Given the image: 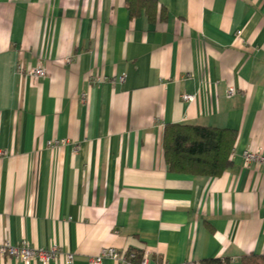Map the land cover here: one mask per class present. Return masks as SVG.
Instances as JSON below:
<instances>
[{
	"label": "crops",
	"instance_id": "crops-1",
	"mask_svg": "<svg viewBox=\"0 0 264 264\" xmlns=\"http://www.w3.org/2000/svg\"><path fill=\"white\" fill-rule=\"evenodd\" d=\"M155 2L150 19L126 0H0V241L56 243L47 264L109 246L150 264L264 254V164L242 156L264 150V0ZM174 123L235 130L231 166L169 172Z\"/></svg>",
	"mask_w": 264,
	"mask_h": 264
},
{
	"label": "trees",
	"instance_id": "trees-1",
	"mask_svg": "<svg viewBox=\"0 0 264 264\" xmlns=\"http://www.w3.org/2000/svg\"><path fill=\"white\" fill-rule=\"evenodd\" d=\"M130 15L145 9L153 19L155 0H126ZM237 133L233 129L200 124H166L162 132V153L167 170L192 176L217 177L232 162ZM141 255L135 251V260ZM204 264H235L231 258L205 259ZM239 264H264V254H246Z\"/></svg>",
	"mask_w": 264,
	"mask_h": 264
},
{
	"label": "built area",
	"instance_id": "built-area-1",
	"mask_svg": "<svg viewBox=\"0 0 264 264\" xmlns=\"http://www.w3.org/2000/svg\"><path fill=\"white\" fill-rule=\"evenodd\" d=\"M24 73L30 77L42 78L48 74V71L43 64L38 63V65L26 69ZM119 79L123 80L124 74ZM233 93L234 89L229 88L228 95H232ZM194 98L195 95L193 94L184 93L182 95V99L185 101H192ZM5 153L6 151L0 148V156ZM242 156L245 165H249L250 163H255L256 165L264 164V150L259 147L244 150ZM61 253V249L56 243L50 245L48 248H40L32 246L27 240H23L18 244H12L9 239L0 241V256L11 257L23 261L25 264L35 261L47 264L49 261L56 259ZM150 256V250L144 249L141 251L139 259L135 260V251H125L109 246L103 247L98 254L90 257L88 264H101L104 258H110L116 264H150ZM64 260L65 263L70 264L73 260V254L70 252L64 253ZM157 264L167 263L162 260Z\"/></svg>",
	"mask_w": 264,
	"mask_h": 264
}]
</instances>
